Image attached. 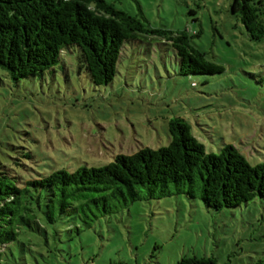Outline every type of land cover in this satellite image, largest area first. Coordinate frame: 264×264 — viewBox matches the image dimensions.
I'll use <instances>...</instances> for the list:
<instances>
[{"label": "rangeland", "instance_id": "1", "mask_svg": "<svg viewBox=\"0 0 264 264\" xmlns=\"http://www.w3.org/2000/svg\"><path fill=\"white\" fill-rule=\"evenodd\" d=\"M107 1L148 28L187 31L224 71L179 74L172 47L153 34L124 46L106 85L79 72L71 53L65 68L18 83L0 67V163L20 159L26 168L14 166L26 178L102 166L117 154L168 145L175 116L190 123L208 152L230 143L250 164L264 162V37L250 38L232 0ZM59 229L48 243L22 235L25 244L11 245L3 264H176L194 254L218 264H264L260 197L220 210L199 194L136 200L90 226L76 221Z\"/></svg>", "mask_w": 264, "mask_h": 264}, {"label": "trees", "instance_id": "2", "mask_svg": "<svg viewBox=\"0 0 264 264\" xmlns=\"http://www.w3.org/2000/svg\"><path fill=\"white\" fill-rule=\"evenodd\" d=\"M231 12L240 16L250 38L262 40L264 0H232ZM150 34L164 37L172 47L181 75L224 71L194 46L187 31L148 28L107 0H0V67L16 83L65 68L64 56L71 53L79 72L95 86L109 84L124 46ZM168 129V145L117 154L102 166L85 164L26 178L17 168H26L20 159L0 163V264L11 245L25 244L24 234L45 237L48 243L60 224L81 221L90 226L94 218L136 200L199 194L209 208L220 210L264 199V162L250 164L230 143L208 152L182 116L171 118ZM176 264L218 262L214 256L194 254L183 255Z\"/></svg>", "mask_w": 264, "mask_h": 264}]
</instances>
